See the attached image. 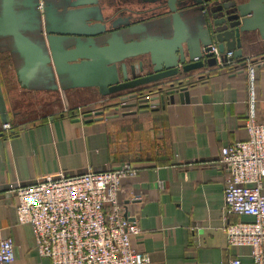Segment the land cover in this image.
Wrapping results in <instances>:
<instances>
[{"label":"crops","instance_id":"1","mask_svg":"<svg viewBox=\"0 0 264 264\" xmlns=\"http://www.w3.org/2000/svg\"><path fill=\"white\" fill-rule=\"evenodd\" d=\"M105 2L109 8L138 5L137 0ZM257 42L244 49L242 61L234 62L235 69L247 58L254 61L264 58V42L260 38ZM12 69L10 57L0 55L3 87ZM217 70L218 74L189 89V103L183 105L177 97L176 103L166 108L160 124L167 131L169 162L161 165L146 157L142 164L134 165L138 176L122 180L120 202L141 230L133 237L132 246L148 255V264H229L235 257L242 264H252L249 247H228L224 231L228 174L218 163L223 148L248 140L245 128L248 79L244 70L231 73ZM213 71L207 68L200 73L209 75ZM255 87L258 120L264 122V65L256 70ZM70 93L77 96L73 99H83H75L70 105L67 99ZM60 94L65 102L64 111L59 114L31 113L20 121L18 114L22 107L10 109V125L22 130L0 138V237L13 238L15 260L11 264H51L38 256L32 228L17 222L18 187L32 185L46 176H74L88 170L104 172L119 168L127 163V158L113 152L116 134L113 125L124 127L127 120L149 114L125 116L115 111L113 118L103 121L77 122L79 118L67 116L66 109L90 110L117 96L102 97L96 88ZM41 118L46 120L41 122ZM153 156L155 159L156 154ZM252 220L248 216L229 217L231 223Z\"/></svg>","mask_w":264,"mask_h":264},{"label":"water","instance_id":"2","mask_svg":"<svg viewBox=\"0 0 264 264\" xmlns=\"http://www.w3.org/2000/svg\"><path fill=\"white\" fill-rule=\"evenodd\" d=\"M143 4L116 15L117 7L102 0H0V55L10 57L22 91L96 88L102 97H119L123 108L139 101L141 113H149V100H138L146 90L180 80L182 86L190 74L218 67L214 49L224 62L240 63L246 47L264 42V0ZM178 95L181 104L190 102L188 88ZM153 105L165 108L164 97ZM85 118L106 119L102 111ZM10 121L0 78V127Z\"/></svg>","mask_w":264,"mask_h":264},{"label":"built area","instance_id":"3","mask_svg":"<svg viewBox=\"0 0 264 264\" xmlns=\"http://www.w3.org/2000/svg\"><path fill=\"white\" fill-rule=\"evenodd\" d=\"M219 68L233 66L224 62L217 49ZM233 54L229 53L228 57ZM248 79V115L245 128L248 140L225 147L219 166L228 174L225 189L224 219L228 247H249L252 264H264V122L256 112V70L264 60H244ZM157 97L159 100L152 101ZM160 103L159 93L145 98ZM122 104V103H121ZM83 120L87 114L95 118V109H66ZM10 124L0 132L10 135ZM138 169L124 163L117 169L104 172L88 170L74 176H46L29 186L16 190L19 225L32 228L36 251L51 264H148L147 254L132 246L133 237L141 230L136 220L126 217L119 194L122 180L138 176ZM163 188V183H160ZM248 216L251 222H229L231 216ZM15 260L14 241L0 237V264ZM229 264H242L239 257Z\"/></svg>","mask_w":264,"mask_h":264},{"label":"rangeland","instance_id":"4","mask_svg":"<svg viewBox=\"0 0 264 264\" xmlns=\"http://www.w3.org/2000/svg\"><path fill=\"white\" fill-rule=\"evenodd\" d=\"M12 70L8 72L3 89L5 97L7 98L6 100H8L7 104H10H8L9 112L12 108L22 107V112L18 114V119L20 121L31 115V113L32 115L35 113V115L38 116V112L39 114H59L64 111L65 101H63L64 97L60 92L46 91L33 93L22 91L18 86L15 73ZM66 93H69V91H66ZM74 97L77 96L71 95V93L67 95L70 105L76 102L74 101L75 99H83H73ZM110 100L99 102L93 109H96V106L105 104ZM42 119L44 118L39 119V121ZM32 123L33 122H30V124ZM159 124V120L149 115L137 119H129L127 123L123 125L124 127H122V124L118 125V123H115V126L113 125L116 132L113 139V152L115 154L124 155L127 158V163H132V165L136 163L142 164L146 157L149 158L154 154H156L157 158H160L167 149V144H165L167 131L160 127ZM17 128L19 127L17 126ZM123 129H125V132H121ZM162 138H164V140L159 144L158 142H160Z\"/></svg>","mask_w":264,"mask_h":264},{"label":"trees","instance_id":"5","mask_svg":"<svg viewBox=\"0 0 264 264\" xmlns=\"http://www.w3.org/2000/svg\"><path fill=\"white\" fill-rule=\"evenodd\" d=\"M264 59L263 57H260L258 58V60H262ZM235 66H225L224 68H212V69H215V71H213L211 74H205L203 73V75L201 77H192V76H189L188 78H185L183 79L182 81L184 82V84L182 86L179 85V82L181 81H177L175 82V86H171V84H164V85H161V86H158V87H153L152 89H149V90H146L144 92V95L143 97H140L138 100H141V99H145L147 96L151 95V94H155V93H159L160 97H164L165 99V108H163L162 106H160V108L158 110H150L149 111V116H153L155 119L159 120L160 122H163L164 118H165V110L166 108L169 106V105H173L170 103V98L171 96H173L175 94V97H176V101H177V97L179 96L178 95V91L182 88H192L196 85H199L201 83H203L204 81H206L208 78H210V76H212L213 74H218V71L217 69H221L222 71H224L225 73H231V72H234V71H238V70H244L246 71V65L245 66H242V64H239V66L235 69L234 68ZM179 98V97H178ZM138 102V105L136 107H133V108H123L121 106V102H120V99L118 97L116 98H113L111 99L109 102L105 103V104H102V105H99V106H96V109L95 110H98V111H102L104 112V116L105 118L109 119V118H113V114L116 113V112H122L125 116H128V112L129 110L131 111H135L136 113H141V111L143 109L140 108V103L139 101ZM118 109V110H117ZM116 111V112H115ZM257 112V111H256ZM67 116L69 117H74L75 118V115L72 114V112L70 113H67L66 114ZM46 120V119H44ZM44 120H41L44 121ZM260 122V121H259ZM38 122H35V123H32L30 125H33V124H38ZM163 124H159L160 127H162ZM22 130V128H16L15 129V134H18L20 131ZM7 134H4L3 133V136L1 135L0 133V138H4ZM11 136L13 134H10ZM159 144L161 142H158ZM167 154V149L166 151L164 152V154L160 157V158H156L154 159V156H150L149 159H152L155 163L157 164H166L169 162V158L168 156L166 155ZM132 164V163H130Z\"/></svg>","mask_w":264,"mask_h":264},{"label":"flooded vegetation","instance_id":"6","mask_svg":"<svg viewBox=\"0 0 264 264\" xmlns=\"http://www.w3.org/2000/svg\"><path fill=\"white\" fill-rule=\"evenodd\" d=\"M147 0H137V4H139V5H144L143 3L144 2H146ZM102 2H104V6H106V7H108L107 6V4H106V2H105V0H102ZM121 9H124V10H121ZM128 8L127 7H118L116 10V15H121L122 13H128L126 10H127ZM203 75V73H199L198 75H197V77H201ZM12 127V126H11ZM0 129H1V127H0ZM16 128H14V127H12V130H15Z\"/></svg>","mask_w":264,"mask_h":264}]
</instances>
